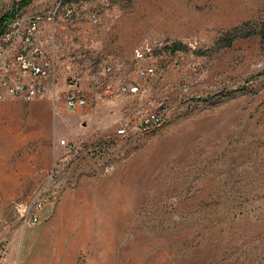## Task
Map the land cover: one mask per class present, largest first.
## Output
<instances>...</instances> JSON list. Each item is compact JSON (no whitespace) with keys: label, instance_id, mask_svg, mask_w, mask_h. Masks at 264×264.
I'll use <instances>...</instances> for the list:
<instances>
[{"label":"rangeland","instance_id":"1","mask_svg":"<svg viewBox=\"0 0 264 264\" xmlns=\"http://www.w3.org/2000/svg\"><path fill=\"white\" fill-rule=\"evenodd\" d=\"M19 1L0 0V16ZM56 6L55 22L44 25L55 93L49 86L40 101L0 103V175L8 176L0 243L9 264H264V39L216 44L244 22L264 27V0H31L20 8ZM144 39L182 47L137 61ZM140 65L155 75L138 79ZM108 80L139 91L107 95ZM67 92L92 105L68 107ZM163 105L158 128L117 134L124 117ZM4 131L12 143L3 145ZM37 195L55 203L24 227L21 212Z\"/></svg>","mask_w":264,"mask_h":264},{"label":"built area","instance_id":"2","mask_svg":"<svg viewBox=\"0 0 264 264\" xmlns=\"http://www.w3.org/2000/svg\"><path fill=\"white\" fill-rule=\"evenodd\" d=\"M58 14L59 6L31 13L18 8L13 15L0 23V102L10 98L29 103L36 97L46 94L49 86H52L53 94L55 93L57 61L44 25L53 24ZM70 14L71 12L67 10L66 15ZM170 44L168 39L157 40L154 44L144 39L133 49V56L137 61L150 59L157 50H162ZM195 45L196 42L187 44L190 49H195ZM173 67H180V63L174 62ZM111 69L107 65L106 73ZM136 73L138 79H147L155 75V70L153 66L140 65ZM103 90L107 95L137 94L139 87L130 82H118L114 85L108 80ZM65 101L70 108L92 105L86 95L77 92H67ZM164 109L165 105L145 112L143 109L136 110L121 119L117 134L125 136L133 132L150 133L164 124L168 116V112ZM134 116L136 117L132 119L131 117ZM61 144L66 145L64 140H61ZM66 146L70 147V145ZM55 200V197L50 200L47 195L32 197L21 212L22 225L25 227L38 222L46 202L55 203ZM6 253L7 245L1 242L0 264L5 259Z\"/></svg>","mask_w":264,"mask_h":264},{"label":"trees","instance_id":"3","mask_svg":"<svg viewBox=\"0 0 264 264\" xmlns=\"http://www.w3.org/2000/svg\"><path fill=\"white\" fill-rule=\"evenodd\" d=\"M31 0H20L16 7L11 8L10 11L0 16V23L7 17L13 15V13L20 7L27 5ZM249 22H244L240 25L234 26L222 34L217 40L216 44L219 47H225L231 45V43L237 39L248 38L253 35H260L264 39V27L257 29L253 26H249ZM182 45L180 43H171L164 49L175 52L181 49Z\"/></svg>","mask_w":264,"mask_h":264},{"label":"crops","instance_id":"4","mask_svg":"<svg viewBox=\"0 0 264 264\" xmlns=\"http://www.w3.org/2000/svg\"><path fill=\"white\" fill-rule=\"evenodd\" d=\"M45 95V94H44ZM44 95H40V96H38L39 97V99H38V101H40V100H42V97L44 96ZM37 98V97H36ZM35 98V99H36ZM8 99H10V98H8ZM34 99V100H35ZM7 100V99H6ZM11 100H14V99H11ZM34 100H32V101H30V102H34ZM14 101H16V100H14ZM20 101V100H19ZM1 103V102H0ZM39 112V115L40 116H42V118H45V113L47 112V109H44V110H40V111H38ZM4 133V137H2L3 138V141H5L6 142V144H3V145H7V144H9V143H12L11 142V139H10V137H8L5 133V131L3 132ZM14 143V142H13ZM0 145H2V144H0ZM1 150H2V148L0 149V152H1ZM0 164H1V160H0ZM1 166V165H0ZM6 179V182L4 181V182H2V179ZM8 182V176H3V175H0V191L3 189L2 187H3V185H5V183H7ZM2 264H9V261L8 260H6V259H4L3 260V262H2Z\"/></svg>","mask_w":264,"mask_h":264},{"label":"water","instance_id":"5","mask_svg":"<svg viewBox=\"0 0 264 264\" xmlns=\"http://www.w3.org/2000/svg\"><path fill=\"white\" fill-rule=\"evenodd\" d=\"M67 80H68L69 84H74L75 83V81L73 79H71V78H68Z\"/></svg>","mask_w":264,"mask_h":264}]
</instances>
